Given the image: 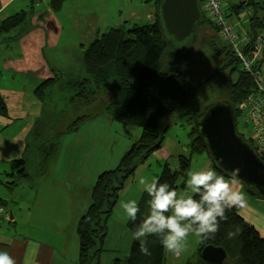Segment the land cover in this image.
<instances>
[{"label":"rangeland","instance_id":"obj_1","mask_svg":"<svg viewBox=\"0 0 264 264\" xmlns=\"http://www.w3.org/2000/svg\"><path fill=\"white\" fill-rule=\"evenodd\" d=\"M230 1L231 4H237L248 0ZM152 6L149 0L148 3L144 0H63L61 7L53 10L49 1V8L46 10L49 22L33 25V32L24 35L28 41L14 42V49L7 55L1 54L0 45V61L3 59L4 64V59H17L22 50L30 48L32 52H29L30 54L39 57L44 51L49 60L55 53L56 61L63 65L60 72L54 74L42 72L40 76L49 78L57 76L63 81L74 76L87 77L94 69L92 43L96 36L109 28L127 27V11L130 10L133 14L132 9L138 7L141 9L138 19L129 22L138 25L151 22L147 16L152 9L153 13L155 12V7ZM40 9L42 8H36L21 28L29 29L30 25L26 24L36 19ZM251 12L250 9L242 10L239 16L233 15L232 22L239 21L243 30L249 29ZM227 19L231 22L230 17ZM59 21L61 24H58ZM214 34L208 23L197 27L195 42L190 47L191 58L185 63L179 61L186 76L198 85L191 106L205 108L210 103L224 101L223 92L227 84L235 82L237 72L240 70L236 60L225 67L231 58L221 53L223 44L214 37ZM36 38L41 41L43 39V42L48 38V47H35L38 45ZM199 49L210 52L206 54L205 59V55L200 59L204 61L203 68H189ZM30 59L31 57L28 58V62ZM28 62L26 61L25 65L30 68ZM32 69L39 70L40 62L33 63ZM220 69L221 71L217 73ZM231 70H235L234 74L230 73ZM261 78L264 84V59L261 63ZM60 84L59 82L52 86L54 93L47 98L48 101L53 100L57 103V108L67 110L64 119L62 117L59 122L60 126H63L64 121L70 123V120L76 115L80 116L82 112L93 111L80 107L76 114H72L73 97L68 96ZM34 101L40 105V101L37 99ZM35 105L31 106V109L34 110ZM50 107L44 106L41 117L47 118L45 124L47 127L57 119ZM92 115L93 117L80 123L77 131L60 136L59 148L48 162L45 161V170L41 164L45 152L35 155L34 149L30 150L31 160L25 166L29 174L26 179L18 177V168L5 163L0 165V199L5 202L4 210L0 213V251L10 252L17 264H80L77 225L91 203L93 185L101 172L116 168L123 154L141 134L139 127L113 121L105 112H96L95 109ZM188 118V114L180 116L167 129L161 148L152 152L124 180L106 222L100 264H114L117 258L122 263L128 254L133 235L127 227L128 218L121 207V202H127L129 199L140 202L144 192L143 186L138 183L140 178L143 177L150 182L164 169L172 172L178 170L179 156L189 158V170L211 167L206 151L193 153L190 149L189 133L193 121H189ZM237 129L243 133L246 140L253 134L250 125L244 129L238 126ZM45 146H50L49 140L45 142ZM9 174L16 175L12 178ZM242 191L248 201L264 207V199L250 195L243 186ZM199 241L200 238L190 236L187 251L179 256L165 251V264L187 262L196 264L199 260Z\"/></svg>","mask_w":264,"mask_h":264},{"label":"trees","instance_id":"obj_2","mask_svg":"<svg viewBox=\"0 0 264 264\" xmlns=\"http://www.w3.org/2000/svg\"><path fill=\"white\" fill-rule=\"evenodd\" d=\"M62 1L50 0L53 10H58ZM149 1L155 7L152 22L144 25L133 23L128 24L127 27L109 28L96 36L92 43L95 64L89 76L82 78L74 76L66 81H63L61 77H53L36 88L34 93L37 99L42 102L43 107L51 106L50 109L57 119L48 127L45 125L47 118H40L36 121L28 137L25 156L11 163L18 168L19 178H28L29 174L25 166L31 160L30 150L34 149L35 155L45 152L41 163L42 169L45 170L46 162L56 154L59 148L60 136L77 131L83 120L93 117L92 112L95 109L96 112L107 113L113 121L141 129L139 138L123 154L116 168L101 172L93 185L91 203L77 225L80 264H100V254L106 236V222L124 180L152 152L161 148L167 129L180 116L188 114V120L193 121L203 109L191 106L195 100L198 85L186 76L181 69L176 52L165 42L156 19V0ZM223 1L227 3L228 16H239L244 9L252 10L249 15V29L245 30L247 33L252 34L264 29V1L248 0L237 4H231L230 0ZM22 19V15L7 19L3 22L1 30H10ZM205 23H208L215 32L214 37L222 42L221 53L231 58L225 67L237 61L228 45L219 38L217 27L208 20ZM208 53L210 52L199 49L189 68L202 69L204 61L200 59L203 55L205 59ZM190 58L189 54L188 60ZM234 71L231 70L230 73L234 74ZM59 82L68 96L73 97L72 114H76L80 107H85L87 110L93 109V111L82 112L80 116L76 115L70 120V123L64 121L63 126H60L59 122L62 117L64 119L67 110L57 108V103L53 100L48 101L54 93L52 86ZM252 85L251 78L245 72L238 70L235 82L228 83L223 92L224 101L230 103L234 110L236 124L237 118L241 116L239 105L250 92ZM6 114L7 108L0 95V115L6 116ZM191 127L190 149L193 153H204L206 150L197 137L193 124ZM237 133L250 144V141L244 138L243 133L239 131ZM47 140L50 146H45ZM260 157L264 161V154ZM178 158L179 169L173 172L164 169L157 179L161 183H169L178 191H184L189 171V158L184 156ZM210 164L214 168L211 161ZM149 199L150 197L144 191L138 203L140 212L137 214V220L133 222L128 219L127 221V227L132 235L143 217L149 213L147 203ZM4 206L5 202L0 199L1 211L4 210ZM227 217V221L221 223L219 231L214 236L207 239L200 238L199 260L196 264H208L200 258L201 250L207 245L221 247L225 250L227 258L224 264H264V238L240 216L239 208H232L227 212ZM229 232H236V234L229 237ZM140 243L133 239L122 263L117 258L114 264H165V249L158 237H147L150 255L140 252ZM187 264L193 263L187 262Z\"/></svg>","mask_w":264,"mask_h":264},{"label":"clouds","instance_id":"obj_3","mask_svg":"<svg viewBox=\"0 0 264 264\" xmlns=\"http://www.w3.org/2000/svg\"><path fill=\"white\" fill-rule=\"evenodd\" d=\"M216 163L223 167L221 160ZM225 171L226 174H220L212 167L189 170L183 192L157 178L150 182L140 178L138 183L150 197L149 213L133 232V239L141 242L140 252L150 255L147 237L156 236L165 251L179 256L187 251L190 236L201 239L214 236L221 223L227 221L228 211L246 207L247 197L237 188L241 183L239 169ZM121 207L129 220H137L140 207L135 199L121 202ZM235 234L228 233L229 237ZM0 264L17 261L10 252L0 251Z\"/></svg>","mask_w":264,"mask_h":264},{"label":"crops","instance_id":"obj_4","mask_svg":"<svg viewBox=\"0 0 264 264\" xmlns=\"http://www.w3.org/2000/svg\"><path fill=\"white\" fill-rule=\"evenodd\" d=\"M49 1L50 0H0V45L2 55H7V53L12 52L14 49V42L19 40L27 42L28 39L24 38V35L33 32V25L49 22V18L47 17L48 12L46 11L47 8H49ZM144 1L148 3V0ZM153 7L154 6H152V8ZM36 8L42 9H40V14L37 15L35 20H30L29 23L26 24H29L30 28H21L27 21L28 16H30ZM140 10L139 7L132 9L133 14L128 10L126 23L133 24L129 22V20L138 19ZM154 13L152 9L147 18L153 21ZM16 15L23 16L19 24L8 31L1 30L3 22ZM229 17L232 21L233 15ZM58 24H61L60 21ZM36 40L38 41V45H35V47H48V38H45V42H43V39L41 41L36 38ZM29 52L32 53L30 48L29 50H22V53L18 56L23 59L19 57L17 59L7 58L4 59V64L2 61L3 59L0 61V95L3 97L7 108L6 116L0 115V165L5 163L14 168L16 167L11 165V163L25 156L29 134L33 129L34 123L38 121L44 113L42 102L40 101L39 105L34 101L37 99L34 91L44 81L53 77L40 76V73L45 72L54 74L63 68V65L56 61L55 53L49 60L44 51L39 54V57ZM29 57H31L30 62H28ZM26 61L30 64V68L26 66ZM36 61L40 62L39 70L32 69L33 63ZM37 100L39 101V99ZM34 105L35 107L33 110L31 106ZM9 175L14 178L16 174ZM12 184L15 185L14 182ZM237 188L242 191L241 185H238ZM239 214L248 224L256 229L261 237L264 238V207L256 202L248 201L246 207L239 208Z\"/></svg>","mask_w":264,"mask_h":264},{"label":"water","instance_id":"obj_5","mask_svg":"<svg viewBox=\"0 0 264 264\" xmlns=\"http://www.w3.org/2000/svg\"><path fill=\"white\" fill-rule=\"evenodd\" d=\"M156 19L165 42L174 49L180 63L187 61L195 30L206 21L198 0H156ZM192 124L214 168L220 174L239 169L240 185L250 195L264 199V161L237 133L231 104L219 101L206 105ZM217 160L222 161L223 167L217 166ZM200 258L208 264H224L227 254L221 247L207 245Z\"/></svg>","mask_w":264,"mask_h":264},{"label":"built area","instance_id":"obj_6","mask_svg":"<svg viewBox=\"0 0 264 264\" xmlns=\"http://www.w3.org/2000/svg\"><path fill=\"white\" fill-rule=\"evenodd\" d=\"M206 20L218 29L219 38L228 45L236 57L240 70L252 80V87L239 105L241 117L237 126L244 129L250 125L253 134L250 145L258 156L264 154V84L261 78V63L264 59V29L249 34L241 23L230 22L227 3L223 0H198ZM1 211V209H0Z\"/></svg>","mask_w":264,"mask_h":264},{"label":"flooded vegetation","instance_id":"obj_7","mask_svg":"<svg viewBox=\"0 0 264 264\" xmlns=\"http://www.w3.org/2000/svg\"><path fill=\"white\" fill-rule=\"evenodd\" d=\"M238 127V126H237ZM237 131H239V129H237Z\"/></svg>","mask_w":264,"mask_h":264}]
</instances>
